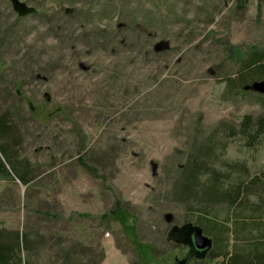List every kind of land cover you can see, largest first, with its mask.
I'll use <instances>...</instances> for the list:
<instances>
[{"label": "rangeland", "instance_id": "374dc122", "mask_svg": "<svg viewBox=\"0 0 264 264\" xmlns=\"http://www.w3.org/2000/svg\"><path fill=\"white\" fill-rule=\"evenodd\" d=\"M19 1L36 14L0 0V116L27 184L0 176V229L27 264H194L192 208L227 207L181 198L182 168L212 144L224 189L264 175V135L227 136L264 96L225 82L264 50V0Z\"/></svg>", "mask_w": 264, "mask_h": 264}, {"label": "trees", "instance_id": "16d2710c", "mask_svg": "<svg viewBox=\"0 0 264 264\" xmlns=\"http://www.w3.org/2000/svg\"><path fill=\"white\" fill-rule=\"evenodd\" d=\"M244 57L246 58L242 57L239 61L241 66L236 77L225 81L228 90L242 94L248 92L244 90L246 86L257 79H264V50L252 51ZM13 131L6 116H0V176L9 177L11 174L22 185H26L27 164L16 160ZM262 135L264 116L255 121L247 116L237 129L230 128L227 131L228 137H239L248 148L258 145ZM213 147L212 144L206 145L191 157L182 168L183 176L177 183L179 195L183 199L199 196L198 198L204 199L205 204L218 201L227 207V218L223 222L206 210L192 208V211L197 212V218L194 224L188 223L186 226L200 229L212 242L205 259H201L202 254L194 249L192 234L190 235L189 243L199 255L194 264H210L209 262L218 258L222 259L221 264H264V175L234 183L224 189L226 177L207 164L213 157ZM201 176L207 177L203 190ZM119 210L113 214L120 213ZM229 239H233V246H229ZM24 251H30L26 234L0 229V264H27L21 255Z\"/></svg>", "mask_w": 264, "mask_h": 264}, {"label": "water", "instance_id": "95a60500", "mask_svg": "<svg viewBox=\"0 0 264 264\" xmlns=\"http://www.w3.org/2000/svg\"><path fill=\"white\" fill-rule=\"evenodd\" d=\"M11 4L12 10L19 18H24L29 15H33L36 13V10L32 7H28L26 4L20 2L19 0H8ZM168 45L166 43L160 42L155 45L154 51L160 52L163 49H167ZM245 91H253L254 93L260 94L264 96V81L254 82L250 86H246L244 88ZM171 216L166 215L165 221L170 222ZM192 244L194 249L201 253L203 256L207 253L212 245V242L209 238L203 235L200 229H194L192 234Z\"/></svg>", "mask_w": 264, "mask_h": 264}, {"label": "flooded vegetation", "instance_id": "af4514ba", "mask_svg": "<svg viewBox=\"0 0 264 264\" xmlns=\"http://www.w3.org/2000/svg\"><path fill=\"white\" fill-rule=\"evenodd\" d=\"M206 254H207V253H205V255L203 256V258H201V259H205Z\"/></svg>", "mask_w": 264, "mask_h": 264}]
</instances>
